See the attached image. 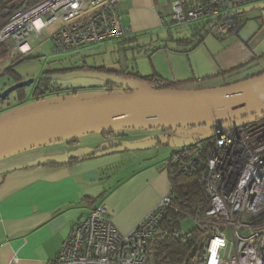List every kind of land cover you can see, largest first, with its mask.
Returning <instances> with one entry per match:
<instances>
[{
	"label": "crops",
	"instance_id": "crops-1",
	"mask_svg": "<svg viewBox=\"0 0 264 264\" xmlns=\"http://www.w3.org/2000/svg\"><path fill=\"white\" fill-rule=\"evenodd\" d=\"M176 1H121L129 36L98 46L117 45L137 52L138 55H133L138 73L129 74L132 64L126 57L120 64L122 68L109 67L104 59L99 64L95 55L94 59L86 55L92 62L89 64L83 58L82 64L104 72H123L127 79L146 86L154 84L142 78L162 79L183 91L224 87L264 74V2L227 13V19L239 14L245 21L235 33L221 39L217 37L214 20L173 25L170 17ZM84 85L98 86L89 82ZM95 89H100V93L81 98L78 89L73 92L78 95L76 99L51 101L49 105L106 95L103 89ZM146 132H149L147 140L163 134V131ZM118 135L127 137L123 131ZM84 137L0 159V264H54L76 223L101 205L107 207L117 230L128 235L170 194L171 183L164 164L149 162L137 166L140 158L124 154L91 157L118 145L120 140L102 134ZM106 141L112 143L107 148ZM136 142L142 141L128 143ZM81 147L85 151H79Z\"/></svg>",
	"mask_w": 264,
	"mask_h": 264
},
{
	"label": "built area",
	"instance_id": "built-area-1",
	"mask_svg": "<svg viewBox=\"0 0 264 264\" xmlns=\"http://www.w3.org/2000/svg\"><path fill=\"white\" fill-rule=\"evenodd\" d=\"M122 0L22 1L19 10L6 8L0 27V78L19 58L29 56L47 35L59 54L128 37L120 9ZM264 0H178L171 23L186 25L202 19L216 22L217 37H229L225 15ZM234 15V14H232ZM8 67V69H7ZM158 90L139 84L133 91ZM116 94L111 96H119ZM0 97V104H1ZM172 176L194 178L205 200L191 215L185 231L170 194L132 233L121 234L105 205L80 219L63 243L54 264H154L157 240H175L190 248L186 264H264V115L237 127L218 129L212 140L183 147L164 164ZM178 216L182 213L177 210Z\"/></svg>",
	"mask_w": 264,
	"mask_h": 264
},
{
	"label": "water",
	"instance_id": "water-1",
	"mask_svg": "<svg viewBox=\"0 0 264 264\" xmlns=\"http://www.w3.org/2000/svg\"><path fill=\"white\" fill-rule=\"evenodd\" d=\"M91 78L117 82L135 89L127 78H117L95 70L44 76L42 80L61 81ZM34 80L18 83L4 92L6 100L18 90L32 86ZM132 83V84H131ZM264 115V74L224 87L206 90H143L119 96L104 95L87 101L63 103L31 109L0 120V159L21 151L82 136L140 131H176L179 128L222 125L227 121ZM161 139L119 144L95 157L135 153L157 148Z\"/></svg>",
	"mask_w": 264,
	"mask_h": 264
},
{
	"label": "rangeland",
	"instance_id": "rangeland-1",
	"mask_svg": "<svg viewBox=\"0 0 264 264\" xmlns=\"http://www.w3.org/2000/svg\"><path fill=\"white\" fill-rule=\"evenodd\" d=\"M262 4V3H260ZM259 5V4H257ZM98 46V45H97ZM126 47L117 46V45H109L106 47H88L83 49L79 54L66 53L59 54L54 52V44L50 38V35H47L44 40H37L34 45L33 52L25 57L19 58L18 55L14 57V60H18L15 66L12 69V73L6 71L5 75L0 78V97L4 92L17 84L16 77L19 78V82L34 80V82L42 77V74L45 72H53V71H65L73 68L81 67L83 64V58L90 64L92 61L89 58H86V55H90L92 59L95 57L98 60V63L101 64V61L104 59L107 61L106 63L111 67V65H116L122 68L123 57L130 59L131 66L129 69V74L138 73L137 66L134 64V55H138L137 52H131V50ZM100 49V50H99ZM94 52V53H91ZM137 53V54H136ZM134 54V55H133ZM95 55V57L93 56ZM111 55H113L111 57ZM126 55V56H125ZM26 58H30L24 60ZM15 63V62H14ZM117 63V64H115ZM86 65V64H85ZM8 69V67H7ZM127 78V77H125ZM101 80L91 79V78H79V79H69V80H61L56 81L59 83L60 87L63 89H70L69 92H58L54 94H47L44 99L38 100V97L34 96L35 87L28 86L25 88L24 94L26 96L25 100L19 101L18 96L19 92H15L9 96L7 100H2L0 104V120L8 115H12L13 113L20 114L24 112L26 109H30L31 107H45L48 106L51 101H67L76 99V94L73 93L72 89H79V95L82 97H88L91 95H95L97 92L100 93V89L88 88L86 87V83H99ZM18 82V83H19ZM133 84L137 81H132ZM132 84V83H131ZM140 84V83H139ZM103 91V90H102ZM96 92V93H95ZM105 92V91H104ZM57 99V100H54ZM261 114H257L254 116H248L246 118H239L234 121H227L222 125H213V126H201L199 128H179L176 131H169L165 133V136L162 137L164 140L163 145L142 152L136 153H124L127 157L140 158L139 164L137 166H141L144 164H148L149 162L153 164H165L166 161L170 158L173 152H176L183 147L195 145L197 143H205L209 140H212L218 129H227L237 127L241 124H245L246 122L261 117ZM120 132H115L111 140L118 141L119 144H127L131 140L143 141L147 140L149 137L146 131L140 130H126L123 131L124 134H127V137L121 138L118 135ZM158 133H162L158 131ZM97 135V134H96ZM99 137V136H96ZM104 137V136H103ZM83 139H90L86 136ZM87 141V140H85ZM83 145L85 142H82ZM116 143V142H115ZM110 144V141H106L104 147L107 148ZM79 151L83 152L85 149L83 147L79 148ZM123 155V154H122ZM146 159V160H145ZM145 160V161H144ZM183 228L185 231L192 230L195 226V223L192 219H183Z\"/></svg>",
	"mask_w": 264,
	"mask_h": 264
},
{
	"label": "trees",
	"instance_id": "trees-1",
	"mask_svg": "<svg viewBox=\"0 0 264 264\" xmlns=\"http://www.w3.org/2000/svg\"><path fill=\"white\" fill-rule=\"evenodd\" d=\"M22 1H27L28 5H32L40 0H0V27L5 22V19L1 16L2 11L6 8L12 9V11H17L19 10V5ZM244 21L245 20H242L239 14H235L232 17L228 18V22L231 25L230 34L235 33L244 23ZM6 54H7L6 47L3 44H0V60L4 59L6 57ZM27 59L30 58H26L24 60ZM15 64L16 63H14L8 69V72L12 73V69L15 66ZM88 70H95L98 72L108 73L117 78H125L127 76L123 72H119V73L104 72L101 69L91 68L88 65L83 64L81 67L73 68L65 71L45 72L42 74V77L66 74L74 71H88ZM130 76H135L138 78V75L135 74H132ZM42 77L40 78L38 84L35 86L34 96L38 97L37 98L38 100L42 98L44 99V97L47 94H54V93L66 92V91L69 92L70 89H63L62 87H60L58 82L50 81V80H42ZM16 80L18 84V82L20 81L19 78L16 77ZM142 80L150 84L153 83L154 87L158 90L176 91L175 87L177 85H171L169 83H166L162 79L142 78ZM97 84L98 86L94 88L98 87L103 89L107 95L130 94L133 91V89H128L117 82H112L107 80L100 81ZM72 90L73 92H76L78 89L76 88ZM24 91L25 88L17 91L19 92V96H18L19 101L25 100L26 96L24 94ZM113 134H115V132H107V133H103L102 136L110 139L111 137H113ZM163 144L165 143L161 142L160 146ZM91 157H95V155H92ZM169 179L171 183V188L176 196V200L174 203L175 211L169 212L168 218H171L172 220L173 219L183 220L187 218L190 219L191 215L195 214L196 211L199 208H202L203 205L206 203L205 200H203L202 198L203 196L199 192L198 183L196 179L187 178L183 176H172L171 174H169ZM177 210L182 213V216H178V214L176 213ZM154 248L156 249V258L154 260V264H186L188 260V256L191 253L189 247L182 245L181 243L175 240H168V239L157 240L154 243Z\"/></svg>",
	"mask_w": 264,
	"mask_h": 264
},
{
	"label": "flooded vegetation",
	"instance_id": "flooded-vegetation-1",
	"mask_svg": "<svg viewBox=\"0 0 264 264\" xmlns=\"http://www.w3.org/2000/svg\"><path fill=\"white\" fill-rule=\"evenodd\" d=\"M41 78V77H40ZM40 78L39 79H37L34 83H33V85L32 86H36L37 84H38V82H39V80H40ZM165 133L166 132H163V134L162 135H160V137H157L156 139H158L159 141L162 139V137H164L165 136Z\"/></svg>",
	"mask_w": 264,
	"mask_h": 264
}]
</instances>
